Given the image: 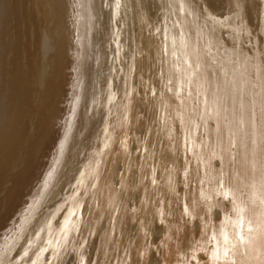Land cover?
Instances as JSON below:
<instances>
[{
    "label": "bare ground",
    "instance_id": "obj_1",
    "mask_svg": "<svg viewBox=\"0 0 264 264\" xmlns=\"http://www.w3.org/2000/svg\"><path fill=\"white\" fill-rule=\"evenodd\" d=\"M0 264H264V0H0Z\"/></svg>",
    "mask_w": 264,
    "mask_h": 264
}]
</instances>
